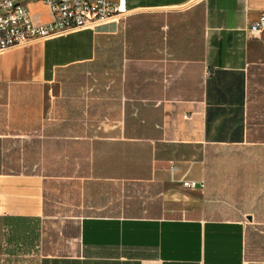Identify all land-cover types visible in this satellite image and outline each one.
Here are the masks:
<instances>
[{"label":"crops","instance_id":"0c3cea01","mask_svg":"<svg viewBox=\"0 0 264 264\" xmlns=\"http://www.w3.org/2000/svg\"><path fill=\"white\" fill-rule=\"evenodd\" d=\"M127 2L0 53V258L264 264V0Z\"/></svg>","mask_w":264,"mask_h":264},{"label":"built area","instance_id":"2783aa9c","mask_svg":"<svg viewBox=\"0 0 264 264\" xmlns=\"http://www.w3.org/2000/svg\"><path fill=\"white\" fill-rule=\"evenodd\" d=\"M40 1L48 8L50 20L36 22L29 2ZM129 12L127 0H0V53L33 40L49 39L77 30L114 22ZM251 29L264 31V14ZM184 118H189L185 115ZM188 188H205L204 181L185 180Z\"/></svg>","mask_w":264,"mask_h":264},{"label":"rangeland","instance_id":"374dc122","mask_svg":"<svg viewBox=\"0 0 264 264\" xmlns=\"http://www.w3.org/2000/svg\"><path fill=\"white\" fill-rule=\"evenodd\" d=\"M0 258V264H38L37 256L30 250V246L27 249L16 248L12 255H6Z\"/></svg>","mask_w":264,"mask_h":264},{"label":"water","instance_id":"95a60500","mask_svg":"<svg viewBox=\"0 0 264 264\" xmlns=\"http://www.w3.org/2000/svg\"><path fill=\"white\" fill-rule=\"evenodd\" d=\"M249 219H251V216H249Z\"/></svg>","mask_w":264,"mask_h":264}]
</instances>
